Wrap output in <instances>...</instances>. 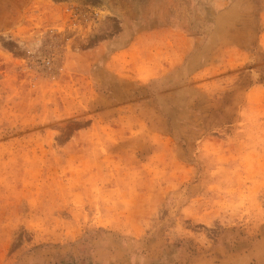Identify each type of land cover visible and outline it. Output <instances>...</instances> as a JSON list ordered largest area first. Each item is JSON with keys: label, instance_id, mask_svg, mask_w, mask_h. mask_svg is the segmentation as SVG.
Returning <instances> with one entry per match:
<instances>
[{"label": "rangeland", "instance_id": "1", "mask_svg": "<svg viewBox=\"0 0 264 264\" xmlns=\"http://www.w3.org/2000/svg\"><path fill=\"white\" fill-rule=\"evenodd\" d=\"M0 264H264V0H0Z\"/></svg>", "mask_w": 264, "mask_h": 264}]
</instances>
